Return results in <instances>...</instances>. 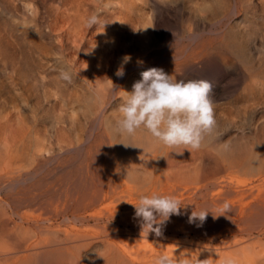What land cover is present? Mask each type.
Instances as JSON below:
<instances>
[{
  "label": "bare ground",
  "instance_id": "obj_1",
  "mask_svg": "<svg viewBox=\"0 0 264 264\" xmlns=\"http://www.w3.org/2000/svg\"><path fill=\"white\" fill-rule=\"evenodd\" d=\"M87 34L84 27L72 37L81 43ZM104 34L111 40L110 32ZM100 37L103 43L105 35ZM200 41L189 42L194 48L143 51L112 80L104 71L108 55L116 53H96L86 64L62 60V73L76 86L64 95L50 93L52 69L36 58L33 97L48 102L56 115L42 130L31 122L29 141L17 143L13 155L0 151V264H154L160 255L176 264H264V245H242L255 239L251 226L264 235V166L244 167L238 153L228 159L221 144L170 149L149 143L142 131L128 138L114 131L122 97L142 71L156 67L177 80L222 82L212 50L218 45L233 53L234 43ZM22 110L19 105V120ZM51 128L58 131L56 143ZM246 168L257 173L254 180H240ZM152 193L174 195L183 206L160 236L141 233L132 205ZM225 202L230 210L222 212ZM193 210L209 211L206 220L190 223Z\"/></svg>",
  "mask_w": 264,
  "mask_h": 264
},
{
  "label": "rangeland",
  "instance_id": "obj_2",
  "mask_svg": "<svg viewBox=\"0 0 264 264\" xmlns=\"http://www.w3.org/2000/svg\"><path fill=\"white\" fill-rule=\"evenodd\" d=\"M91 16L98 23L89 28L86 20ZM84 27L87 37L78 43L73 31ZM208 37L233 42L235 51L218 45L212 50L225 77L220 84L211 81L216 124L203 142L221 144L228 159L238 153L244 167L264 166V5L257 0H0L1 153L11 156L17 143L29 141L31 122L42 130L55 118L48 102L40 99L38 104L33 97L36 66L52 69L48 90L64 95L76 86L62 73V60L86 64L96 53H116V58L108 55L111 62L104 71V78L112 80L118 68L139 60L143 51L194 48L190 41ZM125 56L131 57L127 63ZM55 131L50 129L53 143L59 139ZM247 168L239 174L243 182L257 175ZM250 229L255 239L242 245L262 247L264 235L257 226Z\"/></svg>",
  "mask_w": 264,
  "mask_h": 264
},
{
  "label": "clouds",
  "instance_id": "obj_3",
  "mask_svg": "<svg viewBox=\"0 0 264 264\" xmlns=\"http://www.w3.org/2000/svg\"><path fill=\"white\" fill-rule=\"evenodd\" d=\"M97 23L96 16L86 20L89 28ZM130 59V56H125L123 62L127 63ZM116 75H124L123 67L117 69ZM141 77L133 84L131 92L125 91L126 95L118 107L119 118L115 121L114 131L125 138L134 137L138 131H142L149 143L170 149H199L216 124L213 100L210 98L211 82L205 79L177 80L174 75L156 67L143 71ZM119 144L134 146L123 141ZM132 205L135 217L140 220L141 233H155L156 236L162 234V226L172 215L181 214L183 207L174 195L156 193L141 194L138 203ZM220 210L227 212L230 205L225 202ZM208 213L207 210H193L189 222H203ZM154 264L176 262L167 255H160L155 258ZM180 264L188 262L181 261Z\"/></svg>",
  "mask_w": 264,
  "mask_h": 264
}]
</instances>
